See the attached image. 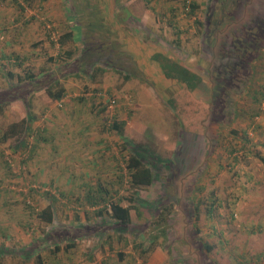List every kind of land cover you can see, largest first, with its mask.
Instances as JSON below:
<instances>
[{"label":"rangeland","instance_id":"obj_1","mask_svg":"<svg viewBox=\"0 0 264 264\" xmlns=\"http://www.w3.org/2000/svg\"><path fill=\"white\" fill-rule=\"evenodd\" d=\"M146 2L156 11L159 22L149 27L153 41L138 43L140 52L133 47L136 41L128 45L122 40L123 46L132 47L138 55L129 52L125 62L131 65L126 71L117 69L116 60L112 62L115 67L105 71L97 63L89 70V66H80L69 58L65 66L56 67L55 72L62 68L61 72L77 74L75 88L68 91L74 103L64 110V119L70 123L61 133L64 152L51 151L47 158L53 176L35 177L28 171L27 145L32 138H25L28 143L22 151L13 147L21 134L0 140V264H264V15L253 8L264 5V0ZM16 3L20 8L31 4L33 9L40 7L37 0ZM95 3L49 1V5L73 13L81 22ZM170 11L174 15H168ZM210 15L212 25L219 18L225 23L205 29ZM256 16L263 17H257L262 25H256L257 39L252 48L246 47L244 54L238 55L231 47L232 40L247 31L246 26L254 24ZM85 40L92 41L83 28ZM151 45L194 72L200 78L198 86L182 90L183 84L165 78L157 65L147 64L145 55ZM81 46L73 51L77 57ZM59 57L58 63L48 61V68L65 61L64 56ZM139 65L150 73H143ZM232 66L228 74L227 68ZM1 69L0 95L6 104L0 107V137L9 124L1 114L7 109L8 97L23 95L20 89L8 87L15 78L8 77L5 65ZM16 69L10 72H36L34 67ZM216 86L218 92L213 95ZM96 92L113 96L115 102L109 105L103 97L95 96ZM171 95L173 108L166 101ZM113 120L122 121L127 141L165 160L154 170L158 176L150 185L136 188V195L142 199L155 200L164 192L172 201L173 209L164 224L165 237H158L149 253H139L136 245L147 241L150 230L146 225L149 213L140 207L139 212L130 209L135 226L121 231L107 227L110 236L90 229L85 231L91 238L77 235L73 247H65L62 237L48 236L41 241L46 234L54 235L55 230L70 233L75 230L74 224L95 221L96 207L88 205L84 193H97V186L115 192L112 197L123 198L120 204H127L125 198L133 190L124 163L128 151L111 126ZM65 164L68 167L62 169ZM59 169L62 175L55 178ZM49 177L57 181H48ZM45 192L53 198L51 223L38 216L49 203ZM59 240L56 249L54 242Z\"/></svg>","mask_w":264,"mask_h":264},{"label":"crops","instance_id":"obj_2","mask_svg":"<svg viewBox=\"0 0 264 264\" xmlns=\"http://www.w3.org/2000/svg\"><path fill=\"white\" fill-rule=\"evenodd\" d=\"M16 1L20 0H0V71L3 72L1 69L3 65L6 66V74L10 71L17 72L16 68L18 66L34 67L36 68V72H34L36 80L31 81L29 87L26 86L28 88L25 89L24 99L17 96L12 97L8 101L7 109L1 110V114L3 113L2 116L9 120V122L7 121L8 125L18 124L21 120L28 118L26 128L23 131L10 135L14 137L21 134L13 147L16 148V151H22L23 146L28 143L25 138H32L30 144L27 145L28 171L35 177L51 176L52 174L48 171L47 158L51 151L64 152L63 143L65 142L61 135L68 129L70 124L69 122L66 123L67 116H65L64 110L67 105L74 103L72 100L70 101L71 97L68 91L75 88L74 80L76 79L74 78L77 74L75 71L71 73L61 72L62 68L60 72H55L56 67L65 66L70 59L76 60L77 56L73 51L76 46L82 44L81 48L84 44H89L92 47L95 53V55L93 53L94 57L100 58L102 61L97 64L103 71L107 67H115L112 64V62L115 63L114 60H116V65H118V61H127L126 57H128L129 52L133 56H138L135 54L134 49H138L140 52L138 43L144 42L145 44L147 41L150 44L153 41L150 38L152 31L149 27L155 26L156 22H159V16L156 11L151 10L152 8L146 0H127L118 5L115 3L116 0H104V3H102L103 0H94L97 3L94 4V8L86 13L85 22L77 20L78 17L71 12L65 10V13H63L62 10L49 5L50 0H37L40 2V7L35 9H33L32 4L31 7L21 6L20 8L16 5ZM124 11H127V13ZM167 13L168 15H174L173 11ZM167 13L165 14L167 15ZM131 19L136 23L131 22ZM83 28L91 36V42L86 43L87 40L83 41ZM122 40L127 41L128 45L136 41L133 46L134 49L130 46H123L121 44L123 43ZM147 50H150L145 55L147 64L151 63L154 67L157 65L160 70L158 63L152 59V56L165 54L158 46L151 45ZM54 51L58 56H64L63 59L66 62L54 64L55 66L48 68L50 64L48 61H55V63L60 61V57L58 58L56 54H53ZM67 53L71 55L69 60L66 56ZM142 55L140 54L141 59L144 58ZM135 62L138 63L139 61L135 59ZM128 64L131 65V62L128 61ZM141 65H139V69L143 73H150L148 69L141 67ZM89 70H91V67H89ZM51 81H55L52 86L53 89L60 87L64 89L62 97L58 100L49 98L45 92V88ZM55 106L63 107L58 111ZM116 122L119 124L118 127L122 136L125 137L122 132V121L116 120ZM53 125L55 127L49 131L48 128ZM62 158L65 161L66 156L63 155ZM64 167L67 168V164L63 165L62 169ZM61 171L59 169L54 177H60L62 175ZM54 180L57 181V179ZM42 185L45 186L44 183ZM66 186L69 187L70 185ZM81 235L80 237L85 239L92 236L91 234Z\"/></svg>","mask_w":264,"mask_h":264},{"label":"trees","instance_id":"obj_3","mask_svg":"<svg viewBox=\"0 0 264 264\" xmlns=\"http://www.w3.org/2000/svg\"><path fill=\"white\" fill-rule=\"evenodd\" d=\"M229 7V6H228ZM191 10L193 9V5H190ZM253 8H259L258 12L264 15V5L261 7L253 5ZM252 10V8H249ZM253 11V10H252ZM249 17V15H248ZM247 17V18H248ZM262 16H256L253 17L252 23L256 25H261L259 18ZM264 22V20L262 21ZM262 26V25H261ZM252 48V44L250 46ZM94 50H92V47L89 46V44H84L83 48L80 51L79 56L74 60L75 62H78L80 66H89L92 67L98 62H102L100 58H95ZM66 56L70 59L71 55L70 53H67ZM152 59H154L161 70V73L165 78H173L176 79L179 83L183 84L182 90L185 91H191L194 88H196L200 82V78L192 71L187 70L186 68H183L181 64H179L177 61L162 55V54H155L152 56ZM118 68L123 69L126 71V67L129 66L125 61H118ZM231 68H227L228 74L232 73ZM121 71V70H119ZM129 72L125 73L124 77L127 78ZM8 77H14V84H9L8 87L11 88H18L23 92L22 94L15 95L13 97H21V99H24V94L27 88L29 87V84L31 81L36 80L35 73L31 72L30 70H25L21 74H13L11 72H7ZM224 80V79H223ZM227 81V79H226ZM55 84L54 82H49L47 87L45 88V92L49 96V98L53 100H58L63 95V88H57L53 89L52 86ZM222 84V82H221ZM28 86V87H26ZM36 86V85H34ZM10 88V89H11ZM217 90L214 89L212 94L218 92V86H216ZM26 89V90H25ZM173 95L169 96L167 98V104L170 108H173L171 104V100H173ZM3 97L0 95V107L4 106L6 102L3 100L1 101ZM12 98V97H11ZM8 97V99H11ZM211 98V97H210ZM26 107V104H25ZM206 107V106H205ZM28 119V118H27ZM21 120L18 124H10L7 126V128L1 133L0 140H5L6 137L13 135L15 133H18L20 131H23L26 128V121ZM112 128L117 131L119 137L123 140L124 146L127 148V157L125 158V168L127 171V178H128V184L132 190V194L126 196L125 200L127 201L126 205L120 204V201L123 198H113L112 195L115 192H110L108 188H102L101 186H97L95 194H93V191L88 190L84 193L85 201L88 203L89 206L96 207L93 211L94 215L97 217L95 221L92 223H78L77 226L75 225V230L69 232H63L59 230V232L54 231L53 234H46L42 239H48V236H50L53 239H56L58 237H62V240L66 241L65 247H73L76 245V239L77 235L82 236L80 234L87 233L85 230L92 229L93 232L99 234V235H106L110 236L108 233L107 227H112V230L117 229V231L125 230L128 226H131V218H130V209H134L136 212H139V208L143 207L146 208L149 217L147 220V226L150 228L147 236V241L144 243L139 242L136 247H139V253H149L152 251V249L156 246L158 237L164 238L166 233L164 229V224L167 218V215L171 213L173 209V203L170 200V198L166 197L165 193L162 192L157 196L155 200H145L140 197H138L136 188L150 185L154 179L157 178V173L154 171L158 165H160L165 160H160L159 157L155 156L152 152L147 150L144 147L137 146L136 144L132 143L131 141H127L125 137L122 136L121 131L119 129V124L116 121L111 122ZM54 177H49L48 181L54 180ZM46 197L49 199V203L46 204L43 208H41L38 211V216L40 219H42L45 223H51L53 219V204H52V196L45 192ZM196 211V206L193 208ZM211 210V207L209 208V211ZM85 216L88 218L89 214L87 211L84 212ZM197 215L195 214V218ZM133 225V224H132ZM135 226V225H133ZM136 228V227H134ZM138 228V227H137ZM59 229V228H57ZM85 232L80 233L79 230H83ZM132 229V228H131ZM78 230V231H76ZM137 232H140V229ZM91 231V230H90ZM72 232H75L71 234ZM76 235V236H75ZM142 236V235H141ZM60 243V240L58 242H54V245L56 249H58V245ZM205 248H209L208 245L204 244ZM121 254L119 255V257Z\"/></svg>","mask_w":264,"mask_h":264},{"label":"flooded vegetation","instance_id":"obj_4","mask_svg":"<svg viewBox=\"0 0 264 264\" xmlns=\"http://www.w3.org/2000/svg\"><path fill=\"white\" fill-rule=\"evenodd\" d=\"M214 12V10L212 12H210L211 14ZM217 13H221L220 10L217 11ZM209 15V14H208ZM209 18L207 19V24H208V27H206L205 29L209 28L210 26H216L217 23L219 24H224L225 22H223V19L219 18L217 20H214L213 22V25L211 24V15L208 16ZM207 16L205 15V20H206ZM227 22V21H226ZM247 31L243 32L241 35H237L236 38H234V40H232V43H231V47L235 50V52L238 54V55H241L244 54V51L243 49H245L246 47H249L250 44L253 45V42L257 39V26L256 24H250L249 26H246ZM252 30H255L254 33H253V36H252V39H248L250 37V34L252 33ZM251 48V47H249ZM240 60V57L239 59Z\"/></svg>","mask_w":264,"mask_h":264},{"label":"built area","instance_id":"obj_5","mask_svg":"<svg viewBox=\"0 0 264 264\" xmlns=\"http://www.w3.org/2000/svg\"><path fill=\"white\" fill-rule=\"evenodd\" d=\"M95 95L97 97H103L106 100V102H108L109 105H112L115 102V99L113 97L106 96V95H104V94H102L100 92H96ZM58 105H60V104H58Z\"/></svg>","mask_w":264,"mask_h":264}]
</instances>
